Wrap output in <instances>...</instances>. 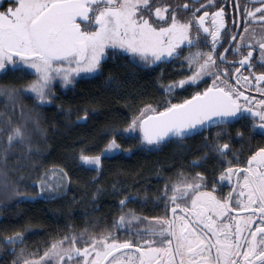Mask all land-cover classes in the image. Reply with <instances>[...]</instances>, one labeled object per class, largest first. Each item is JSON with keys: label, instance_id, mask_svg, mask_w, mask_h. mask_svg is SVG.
Instances as JSON below:
<instances>
[{"label": "snow or ice", "instance_id": "obj_1", "mask_svg": "<svg viewBox=\"0 0 264 264\" xmlns=\"http://www.w3.org/2000/svg\"><path fill=\"white\" fill-rule=\"evenodd\" d=\"M232 3L229 26L226 5L218 0H183L175 5L169 0H0V70L21 75L31 71L35 76L26 84L0 86L5 104L0 111V154L5 163L17 145L24 148L20 158L32 159L29 124L38 127V120L23 107L19 120L9 114L23 96H33L37 106L50 104L57 77L68 85L81 73L102 75L107 59L126 55L138 67L175 62L176 78L165 83L164 70L160 73L169 98L135 109L124 129H102L101 138L111 133L110 138L98 154L81 148L82 165L99 173L102 157L121 149L117 136L126 131L138 130L135 147L144 149L213 127L214 142L206 135L208 151L191 165L200 167L209 152L221 165L227 164L210 187L203 172L190 174L181 168L175 178L161 177L166 182L151 203L163 202V215L145 216L128 207L134 201L147 206L150 198L113 185L114 191L125 194L110 223L97 219L79 231L68 224L67 232L45 241L48 246L42 254L39 249L28 251L25 240L31 225H25L0 237V252L12 255L11 264H264V144L243 163L229 142L231 126L241 120L249 121V134L238 130L236 137L249 143L257 136L264 139V70H257L264 69V0ZM188 11L191 15L185 18ZM230 27L237 31L230 32ZM229 36V47H224ZM201 44L208 45L207 50ZM229 52L238 59L229 60ZM207 79L211 83L200 89ZM189 88L199 90L172 102L177 91ZM76 119L87 122L91 116L85 110ZM225 136L228 140L221 142ZM132 150L130 146L124 151ZM49 171L60 173L58 181L49 182ZM49 171L42 174L35 193L20 192L0 171V206L6 207L13 198L52 199L62 194L67 173L59 168ZM97 228L99 232L93 231ZM121 231L130 238L120 239Z\"/></svg>", "mask_w": 264, "mask_h": 264}, {"label": "trees", "instance_id": "obj_2", "mask_svg": "<svg viewBox=\"0 0 264 264\" xmlns=\"http://www.w3.org/2000/svg\"><path fill=\"white\" fill-rule=\"evenodd\" d=\"M172 65L138 67L129 63L126 55H121L106 60L102 75L79 74L68 85L57 77L53 81L54 96L50 104L37 106L33 96H23L16 110L9 114L19 120L23 107L38 120V127L29 124L32 159L20 158L24 148L17 145L8 154L6 163L0 154V171L7 173L6 178L22 193L37 192L42 174L54 168L67 173L69 184L62 194L52 199L7 200L6 207L0 206V237L31 225L26 234L27 248L31 252L44 250L48 246L45 241L56 237L59 231H68V224L79 231L97 219L103 222L111 215H118V202L125 192L114 191L113 185L117 189L138 190L141 196L146 193L152 198L161 189L164 180L161 177H174V170L188 166L189 152L199 149L197 141L190 143L192 150L177 146L165 150L160 145L137 149L138 130L117 136L121 149L102 157L103 167L99 173L89 170L78 159L81 148L86 146L90 154L100 153L111 136L110 133L101 138L102 129H124L135 109L145 103H162L168 99L161 87L160 73L163 69L165 83L176 78V68ZM33 79L31 71L21 75L17 71L0 70V86H18ZM181 96L178 94L176 99ZM3 110L4 98L0 96V111ZM85 110L89 111L91 119L77 121V116L83 115ZM130 146L131 152L124 151Z\"/></svg>", "mask_w": 264, "mask_h": 264}, {"label": "flooded vegetation", "instance_id": "obj_3", "mask_svg": "<svg viewBox=\"0 0 264 264\" xmlns=\"http://www.w3.org/2000/svg\"><path fill=\"white\" fill-rule=\"evenodd\" d=\"M170 3L172 4H182L183 0H169ZM192 0H189V3H191ZM242 3L245 2V0H241ZM201 3H203V0H201ZM218 3H224L226 5V20L228 25L230 26L232 24L233 21V3L232 0H218ZM250 6H252L250 4ZM214 10V9H211ZM199 14V13H197ZM191 15V12H184L183 16L186 18L188 16ZM239 18V17H237ZM255 27L259 28L260 25H255ZM243 29V24L241 23L240 25V30ZM230 32H234L237 31V29L235 28H229ZM231 37H227L224 41V47H229L227 45V39H230ZM201 48H204L205 50H207L208 45L206 44H201L200 45ZM219 47L220 51H224V47ZM188 48H184L183 53H186ZM246 51V49H245ZM228 59L232 60V59H238V57H234L233 55H231V53L229 52L228 54ZM254 56H258V52L254 51ZM174 68L177 67V64L174 62L172 65ZM235 66H239V65H235ZM234 66V67H235ZM257 70H264V69H260L259 67H257ZM246 73V69L243 70ZM211 83V79H207L205 80L204 83H201L199 85L200 89H203L204 87L207 86V84ZM194 90H199V89H192L189 88L186 91H177L174 95L177 97L178 94L182 95L180 98H177L175 100H173V103L179 102L181 99L186 98L192 91ZM249 94L250 95H255L254 92H252L251 90H249ZM248 124L249 121L247 120H241V121H237L236 123H234L231 128H230V135L233 137V139L231 141H229L232 144L233 147V151L237 152V154L239 155V159L241 162L246 163V159L247 157L251 154V151H254L256 147L261 146L262 144H264V139H262L260 136H257L255 139L251 140V142H247V141H241L239 139V137H236V132L238 130L243 131L245 136L247 137V135L249 134V128H248ZM217 131V129L215 127H213L210 131H206L205 133H202L200 135H196V136H191V137H186L184 139H179V138H174V139H170L167 142H163L160 144V147L162 149H169L173 146H177L179 148H188L189 150H192V147L190 146V143H194V142H198L199 145V149L196 151H192L189 152L190 157H189V165L185 166V167H180L176 170H174L172 173H176L179 169L183 168V170L187 173L190 174H194L196 172H203L205 174V176L207 177V183L209 185V187L211 186V184L215 181L219 180V171L224 168L227 167V164H223L221 165L219 159L217 158L215 153L209 152V156L208 159L200 166V167H192L191 162L197 158L202 156L206 151H208L205 147H204V137L207 135L210 140L209 142H214L211 140V137L213 136V134ZM225 140H228V137L225 136L222 138L221 142H224ZM231 155V153L229 154ZM235 163V161H233ZM166 177H170L169 175H167ZM165 177V178H166ZM175 178V177H173ZM166 180H163V183L161 184V189L163 188V185L165 184ZM223 183L225 186L223 187V192L227 193L230 189L227 186V182H221ZM159 191L156 192V195H158ZM128 207L131 208H135L138 212H142L145 216H157V215H163L164 214V207H163V202H160L159 206L154 205L153 203H151V198H150V202L147 206H141L139 203L137 202H131ZM170 214V213H169ZM116 215V214H115ZM115 215H111L108 220H112V217ZM106 220V221H108ZM67 232V231H65ZM60 234L62 235L64 232L63 231H59L56 234ZM55 236V234H54ZM120 239H125V238H130L126 233L122 232L120 233ZM147 238V237H145ZM28 251H31V249L27 248ZM43 250H39V254H42ZM12 255H5V254H0V262L2 261H6L7 264H11L12 261Z\"/></svg>", "mask_w": 264, "mask_h": 264}, {"label": "rangeland", "instance_id": "obj_4", "mask_svg": "<svg viewBox=\"0 0 264 264\" xmlns=\"http://www.w3.org/2000/svg\"><path fill=\"white\" fill-rule=\"evenodd\" d=\"M189 51V49H187L186 53ZM184 53V54H186ZM81 74H84V75H95V74H85V73H81ZM59 176H60V173H55L53 174L52 172L50 173V176H49V182L52 183L53 181H58L59 179ZM68 178V176H67ZM68 184H69V178L67 179V182H66V187L65 188H62L61 189V192L64 191L67 187H68Z\"/></svg>", "mask_w": 264, "mask_h": 264}, {"label": "water", "instance_id": "obj_5", "mask_svg": "<svg viewBox=\"0 0 264 264\" xmlns=\"http://www.w3.org/2000/svg\"><path fill=\"white\" fill-rule=\"evenodd\" d=\"M170 139H174V138H168L167 141L170 140ZM162 143H163V142H162Z\"/></svg>", "mask_w": 264, "mask_h": 264}]
</instances>
